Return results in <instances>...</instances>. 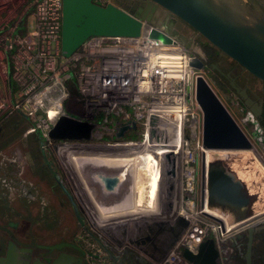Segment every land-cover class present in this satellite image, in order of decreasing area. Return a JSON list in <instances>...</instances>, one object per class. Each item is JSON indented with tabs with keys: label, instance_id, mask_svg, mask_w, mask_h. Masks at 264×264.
Segmentation results:
<instances>
[{
	"label": "built area",
	"instance_id": "2783aa9c",
	"mask_svg": "<svg viewBox=\"0 0 264 264\" xmlns=\"http://www.w3.org/2000/svg\"><path fill=\"white\" fill-rule=\"evenodd\" d=\"M29 16L34 21L28 29L25 21ZM61 24L62 0H0V124L21 113L29 121L26 133H36L44 149L60 152L65 145L134 144L115 138L116 122L135 121L137 127L143 126L144 138L147 129L156 130L157 121L169 117L181 126L178 152L167 151L174 153L178 174L174 200L177 213L189 223L162 261H146L193 264L184 251L195 254L198 246L212 237L220 251V264H225L222 246L229 233L204 214L197 199L196 149H202V112L194 98V83L197 74L205 72L189 65L193 54L178 41L164 44L149 38L147 28L138 37L90 36L65 57ZM161 52H176L181 57L182 74L172 75L169 67L162 66ZM70 103H77L82 114L68 109ZM70 114L94 123L92 141L57 142L50 138L58 118ZM152 116L156 117L154 126L149 123ZM77 240L85 250L87 264H115L108 251L120 256L123 250L93 229L79 233Z\"/></svg>",
	"mask_w": 264,
	"mask_h": 264
},
{
	"label": "water",
	"instance_id": "95a60500",
	"mask_svg": "<svg viewBox=\"0 0 264 264\" xmlns=\"http://www.w3.org/2000/svg\"><path fill=\"white\" fill-rule=\"evenodd\" d=\"M148 1L153 2L164 13H171L186 23L216 48L220 54L227 55L243 70L264 83V7L258 0ZM140 12V8L131 13L114 3L102 5L95 0H62V54L65 57L71 55L90 36L138 37L147 28L149 29V38L158 39L164 44L178 41L173 34L160 27L154 18ZM192 54L189 65L197 71H204L206 67L204 53L201 54L193 49ZM231 86L236 90L243 104L252 112L253 100L246 91L240 90L234 83ZM194 98L202 112V150L200 159L198 158L196 164L198 174H200L197 193L199 206L202 207L204 202L205 149L230 152V154L222 152L220 155L227 156L231 161L226 163L225 159V162L220 161L215 167L213 181L220 190L228 193L229 196L235 195L240 202H250L247 206L254 207L256 201L264 203V198L259 196L262 191L256 187L251 175L244 171L241 163L236 161L239 151H246L251 148L256 152L257 148L254 143H264V139L259 135L260 129L256 126L248 135L202 74H197L195 78ZM155 122L156 117L152 116L150 125L154 126ZM94 126V123L79 120L75 115H62L52 127L49 135L53 140L89 141L92 139L91 132ZM136 127L135 121L116 122L115 138L122 140L127 130ZM150 136H155L154 128L150 129ZM138 143L140 141H135L134 145ZM115 146L117 145H99L97 148H114ZM165 159V172L168 179L167 192L163 200V211L165 212L133 218L132 225L127 223L128 220L116 222L112 219L101 225L96 220L91 221L92 229L97 234H102L106 242L123 248L124 252L128 250L134 252L126 262L123 256H117L108 251V256L115 264H135V260L138 259H141L142 263L147 262V259L159 263L188 226V220L177 213L171 199L172 195L176 198L175 189L176 184H178L174 153H166ZM95 176L105 181L106 190L115 188L113 192L117 193L118 184L121 182L117 176H108L102 172H95ZM67 194L71 198L68 192ZM76 207L75 212L79 218ZM204 214L218 222L222 232L228 234L232 231H225L222 219L208 212H204ZM262 215H264V210L247 217L238 224L234 231ZM120 223L123 226L121 235L118 236L112 232L111 226ZM0 230H4L8 235L0 233V264H64L67 261V254L63 252V247H73L72 244L65 242L38 245V248L52 251L46 256L47 263H43L40 255L33 250L32 244H22L20 239L4 226H0ZM253 230V227L248 230L246 264H251L250 245ZM226 243L227 240H224V247L227 246ZM224 247L222 251H224ZM54 251L57 252L56 255L53 254ZM184 256L193 264H220V251L212 237L207 238L198 246L197 253L193 254L186 249ZM69 259H72L76 264H81L82 261L81 258L69 257Z\"/></svg>",
	"mask_w": 264,
	"mask_h": 264
},
{
	"label": "bare ground",
	"instance_id": "6f19581e",
	"mask_svg": "<svg viewBox=\"0 0 264 264\" xmlns=\"http://www.w3.org/2000/svg\"><path fill=\"white\" fill-rule=\"evenodd\" d=\"M159 58H161L160 63L162 66L169 67L172 75L182 74L183 61L176 52H161ZM173 68L181 71H173ZM161 127H165V129ZM180 128L181 126L174 123L169 117H163L157 121L155 136H150V130L147 129L144 139H141L142 141L137 145L129 143L127 145H117L114 148L78 150L66 147V149H63L67 153V159L77 172L84 188L85 185L89 187L88 190L85 189L93 202L92 209L97 213L95 218L98 224L101 225L114 219L116 222L128 220L127 223L132 225L133 218L165 212L163 211V200L168 185L165 172V155L170 148L178 152L181 144ZM204 151L205 187L202 209L222 219L225 231L234 230L241 221L262 211L264 203L256 201L254 207L247 206L250 202H240L235 195L229 196L228 193L220 190L219 186H216L215 181H213L216 166L211 164L213 160L217 159L224 162L226 159V163L231 160L225 155H217L215 152L207 151H219L224 152V154H230V152L214 149H205ZM92 152L106 154H87ZM249 152L254 153L251 148L246 151H239L236 161L240 162L244 171L251 175L256 187L262 191L259 196L264 198V168L259 166L254 156ZM254 155L256 154L254 153ZM95 172L117 176L121 180L117 187L119 189L117 193L113 192L115 188L110 189L111 191L106 190L105 181L97 178ZM171 199L173 200V207L176 208L173 195ZM95 203L100 208L104 206L109 209V212L104 209H97ZM99 210L103 212H99ZM111 212L120 214H112L103 218ZM122 226L121 223L112 225V232L114 234L116 232L120 233L119 229H122Z\"/></svg>",
	"mask_w": 264,
	"mask_h": 264
},
{
	"label": "flooded vegetation",
	"instance_id": "af4514ba",
	"mask_svg": "<svg viewBox=\"0 0 264 264\" xmlns=\"http://www.w3.org/2000/svg\"><path fill=\"white\" fill-rule=\"evenodd\" d=\"M130 1L131 4L132 5L134 4L136 7L135 12L138 10V8H140L141 14L150 15L151 18H154L155 20L158 17V15L161 16V19L163 17L164 18L167 17L168 13H164L163 10H159V8H157V6L151 1L148 0H130ZM258 1L264 7V1L263 0H258ZM189 28L192 29L191 27ZM193 31L195 34L197 33L195 30ZM193 39L194 38H191L192 42L195 41V39L194 40ZM178 42L181 43L180 41ZM181 44L185 48L186 47L188 48V46H186L185 44L183 43ZM200 48L204 53L202 46ZM190 53L192 52L190 51ZM204 56L206 58V67H208L209 71L212 70L213 73H215L218 76L220 85L223 88H229L233 90V93L231 92V95L233 94L236 95L235 96L237 98L236 104L239 107L240 113L243 114L244 119H246L247 117V119L244 121L245 124H247L251 130H254L257 126L260 129L259 135L264 139V83L260 81L259 88L255 92H253L249 88L248 82L241 83L239 73H232L233 71L232 68L225 70L219 65L218 59L215 62L209 63L210 55L204 53ZM238 66L241 69V71H245L242 69L240 65ZM221 81L223 83L224 82L227 83L228 87H225ZM232 83H234L240 90L244 89L248 94V96L253 100V103L251 104V107L253 109L252 112L250 111V108L246 107L243 104L236 90L231 86ZM0 130H1V125H0ZM27 135L30 139L31 135H36V134L35 133L27 134L25 131V137H27ZM31 142L35 144L32 147L37 148V150L30 148L27 150L14 149L11 151H7L8 149H6L5 151L2 147L0 148V182L3 183L5 186L9 187L15 185L20 186L23 185L25 182H29L32 185L34 183L33 179L37 181L43 180V182H46L47 184H50L52 181L51 183L52 186H55L54 189H56L59 193L58 215L56 217L57 222H59L60 225L61 224L63 225L65 224V217H69V215L70 216L72 215L78 227L77 232H75V234L72 237H70L69 241L65 242L72 244L73 247L64 246L63 249L67 247L68 248L70 247L71 249L73 248L79 253L80 258L84 260L81 261V264H87L84 259L85 250L81 245L80 241L77 240V235L83 232L84 230L91 232L92 230L91 221L96 220L95 216L97 217V213L93 209L92 211L89 210L88 206L84 203L82 199H77L75 197L73 190H76L78 192L77 185L80 186L81 190H83V187L77 175L73 173V170L75 169L72 166V164H70V162L68 161L66 152L63 150L57 152L55 149L53 150L44 149L41 146V142L38 139V135H36V140H31ZM256 145L260 146L262 145V143L260 144L259 142H257ZM97 146L98 145L95 144L75 145V146L65 145L64 148L62 149H66V147H68L69 149L88 150L91 148H97ZM61 152H63V154H61ZM75 183H77V185ZM30 191H32V189ZM30 191H28L27 193H29ZM67 192L70 194L71 198L68 196ZM77 195L79 196L78 193ZM73 202H75L76 204L74 205ZM22 204L19 205L25 208L29 213L30 212L29 207ZM8 206L9 204L7 203L3 205L0 204V209L1 208H3V210L4 208L7 209ZM75 207L77 208L79 218L75 212ZM90 207L91 208L93 207V203L90 205ZM16 214L20 215V213L17 211ZM0 226H4L5 228H8L13 234H15L12 231L13 229L9 228L8 226L2 224H0ZM32 226L33 225L31 224L26 228V231L28 232L27 239L24 241L20 239V242L25 245L32 244L33 250L36 251L37 254L40 253V255L45 257L46 254L49 252V250L37 247L38 245H42V244L37 242L35 234L33 233L34 231ZM63 227H64L63 228L64 232L68 231V226L63 225ZM250 227L254 228V230L252 231V240L250 245L251 264H264V215L246 223L244 226H242L237 231H235L233 235L227 236L226 238L227 246L225 247L224 245L222 246V248L224 247L225 256H226L225 264H246L245 253L248 245V235H249L248 230ZM0 233H3L4 235L8 236L7 233L4 232V230H0ZM62 242L63 241L61 242L59 241L57 243H62ZM131 254H134L132 250H128L126 252L122 250L120 252V256H123L126 262H128L129 256ZM140 260L138 262L142 263V261Z\"/></svg>",
	"mask_w": 264,
	"mask_h": 264
},
{
	"label": "rangeland",
	"instance_id": "374dc122",
	"mask_svg": "<svg viewBox=\"0 0 264 264\" xmlns=\"http://www.w3.org/2000/svg\"><path fill=\"white\" fill-rule=\"evenodd\" d=\"M112 2L114 4H116V5H119V3H122V4H125V5H129L130 7L134 8V9L136 8L134 4L133 5L131 4L130 0H112ZM159 17L160 16L158 15L157 18H159ZM157 18H156L155 21L160 25V27H162L163 29L167 30L169 33L173 34L174 37H176L178 39V41H180L181 43H183L186 46H188V48L187 47L186 48L189 51L192 52L193 49H196L201 54H203L200 47L203 44H205L207 41L201 35H199L198 33L195 34L194 31L192 29H190L186 23H184L183 21H180V19H177L171 13H168L166 18L163 17L164 19L163 18L162 19H157ZM33 21H34V19L32 18V16H29L27 21H25V25L27 26L28 29L33 24ZM191 38H194L195 41L192 42ZM218 61H219V65L222 68H224L225 70H227L229 68H232V70H233L232 73H239L241 83L248 82L249 88L253 92H255L259 88L260 80L255 78L253 75H251L247 71H241V69L238 66L239 64H237L235 61H233L227 55L220 54L219 51H218ZM204 72H205V74H204L205 78L208 81V83L211 85L213 90L217 93V95L220 97L222 102L226 105V107L231 112V114L234 116L235 120L242 127V129H244V131H246L248 133V135H250V133L253 130H251L250 127L247 124H245V122H244L245 119L243 118V114L240 113L239 107L236 104V100H237V98L235 97L236 95L235 94L231 95V92L233 93V90H231L229 88H223L220 85V83H219L218 76L215 73H213L212 70L209 71L208 67H205ZM223 84H224L225 87H228L227 83L224 82ZM73 96L76 97V95H73ZM68 109H70L74 113H77L78 115L82 114L80 106L77 103H73V104L70 103L69 106H68ZM19 115H21L22 119H24L27 122H25L24 120H21L18 115L14 114V115H11L9 118H7L4 122H2L0 124L1 125V130H0V148L2 147L5 151H6V149H8L7 151H11V150H14V149L15 150H27V149H30V148L37 150V148L32 147L35 144L33 142H31V140H36V135L37 134L35 133L36 135H31L30 139H29L28 135H27V137H25V131H26V128H27V123L29 125V121H28V119L26 118L25 115H23L21 113H19ZM161 128L165 129V127H161ZM105 140H107V139H105ZM56 141L57 142H63L65 140H56ZM83 141H85V140H78V141H76V140H67V142H72V143L83 142ZM89 141H92V140H89ZM254 145L257 148V151L254 152V153L256 155H258V157L260 156L259 158H260L261 161L259 160L258 157H256V155H254V153H252V152H249V153H251L254 156V158H255L256 162L259 164V166H263V168H264V143H262V145H260V146H257L256 143H254ZM196 151L198 153V158L200 159L201 150L200 149H196ZM207 152H211V153L215 152L217 155L222 153V152H219V151H207ZM61 154H63V152H61ZM87 154H106V153L92 152V153H87ZM90 156H93V155H90ZM105 156H108V155H105ZM218 162H220V160H218V159L217 160H213V163L211 165L212 166H216V164ZM199 179H200V174H198V179H197L198 183H199ZM142 180H143V177H142ZM85 188L88 190L89 187H87L85 185ZM95 207H97V209L98 208L99 209H104L106 211L109 210V209L105 208L104 206H103V208H100L99 205H97V203H95ZM263 210H264V208H263ZM101 211L99 210V212H101ZM123 212H125V211H123ZM112 214H120V213H112L111 212V213H108V215L103 216V218H105V217H107L109 215H112ZM231 230H228V231H231ZM33 233L35 234V232H33ZM234 233H235V231L232 230L228 234V236L229 235H233ZM23 235H24L23 239L26 240L27 237H28L27 236L28 232L26 231V229H24ZM35 237H37V236L35 235Z\"/></svg>",
	"mask_w": 264,
	"mask_h": 264
},
{
	"label": "crops",
	"instance_id": "0c3cea01",
	"mask_svg": "<svg viewBox=\"0 0 264 264\" xmlns=\"http://www.w3.org/2000/svg\"><path fill=\"white\" fill-rule=\"evenodd\" d=\"M15 115H18L21 120H24L22 119L21 115ZM73 173L76 174L79 178L75 170H73ZM33 181L34 183L32 185L29 182H25L20 186L15 185L9 187L0 182V204H9L7 209H0V224L13 229L12 231L16 234V236L23 241V231L31 224L33 225V231L37 236V242L42 245H51L59 241H69L70 237H72L78 230L76 221L74 220L72 215H69V217H65V224L63 225L68 226V231L64 232L63 225H60L56 220V217L58 215L59 193L56 189H54L55 186H52V181L50 184L43 182V180L37 181L33 179ZM75 184L77 185V183ZM82 187L83 190H81L80 186L77 185L78 192L76 190H73L74 195L77 199H82L88 206V209L92 211L90 205L93 202L83 184ZM31 189L32 191H30ZM28 191L30 192L27 193ZM77 193L79 194V196L77 195ZM20 202L29 207V213L25 208L19 205L22 204ZM16 211L19 212L20 215L16 214ZM15 224L18 225L16 226ZM119 230L120 233L116 232V235L118 236L121 235L122 229ZM62 250L67 254V261L64 264H76V262H74L72 259H69V257L78 259L80 258L79 253L73 248L71 249L70 247L64 248ZM51 252L52 251L49 250L48 253ZM48 253L46 254V256L48 255ZM38 254L40 255V253ZM53 254L56 255L57 252L54 251ZM46 256L43 257L42 255H40L43 263H47ZM82 261L84 260L82 259Z\"/></svg>",
	"mask_w": 264,
	"mask_h": 264
},
{
	"label": "trees",
	"instance_id": "16d2710c",
	"mask_svg": "<svg viewBox=\"0 0 264 264\" xmlns=\"http://www.w3.org/2000/svg\"><path fill=\"white\" fill-rule=\"evenodd\" d=\"M119 6H121L122 8L127 10L128 12H131V13L135 12V9L130 7L129 5L119 3ZM202 49H203L204 53H206L207 55H210L209 63L215 62L218 59V50L215 49L210 43L206 42L205 44H203ZM71 91H72V93H75V89H72ZM143 130H144V128L142 125H139L135 129L127 130L124 134L123 140L141 141V139L143 138ZM138 261L139 260H135V264H150L148 262L141 263Z\"/></svg>",
	"mask_w": 264,
	"mask_h": 264
}]
</instances>
